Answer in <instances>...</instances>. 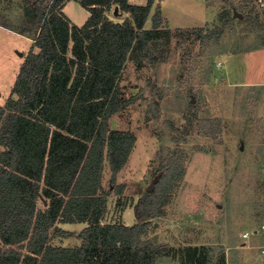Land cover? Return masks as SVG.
<instances>
[{"label": "trees", "instance_id": "1", "mask_svg": "<svg viewBox=\"0 0 264 264\" xmlns=\"http://www.w3.org/2000/svg\"><path fill=\"white\" fill-rule=\"evenodd\" d=\"M65 1L22 0L16 24L0 18V25L32 40L0 105V264H153L148 228L184 175L180 151L161 158L152 189L132 205L130 225L104 222L110 191L102 176L106 161L114 181L136 140L109 126L111 115L135 100L123 96V68L128 61H166L171 31L159 5L150 16L154 0H76L89 12L82 25L63 14ZM115 5L127 14L121 22L108 17ZM224 27L192 31L196 38L218 37ZM197 124L202 133L220 132L215 119ZM124 188L120 183L114 192ZM76 222L86 225L78 232L58 225ZM69 236L80 243H52ZM202 251L196 264H205ZM218 264H224L220 257Z\"/></svg>", "mask_w": 264, "mask_h": 264}, {"label": "rangeland", "instance_id": "2", "mask_svg": "<svg viewBox=\"0 0 264 264\" xmlns=\"http://www.w3.org/2000/svg\"><path fill=\"white\" fill-rule=\"evenodd\" d=\"M157 5L171 31L168 55L161 63L128 61L123 68V96L135 100L111 115L109 126L131 131L136 140L113 182L105 161L104 222H135L133 203L152 189L161 158L176 149L185 172L148 228L146 238L157 247L153 264H196L201 250L205 264H218L219 257L224 264H264V0H154L150 16ZM62 10L77 25L88 16L76 0L65 1ZM21 14L22 0H0V18L16 24ZM222 26L218 37L196 38L192 31ZM31 44L0 25V102ZM197 119L219 121L220 132L202 133ZM120 183L125 188L116 194ZM68 238L52 243H80Z\"/></svg>", "mask_w": 264, "mask_h": 264}, {"label": "crops", "instance_id": "3", "mask_svg": "<svg viewBox=\"0 0 264 264\" xmlns=\"http://www.w3.org/2000/svg\"><path fill=\"white\" fill-rule=\"evenodd\" d=\"M67 1V0H66ZM112 7H114V6H112ZM62 10V9H61ZM111 10V9H110ZM113 10V9H112ZM111 10V11H112ZM62 12H63V10H62ZM88 12V11H87ZM112 13V12H111ZM63 14H64V12H63ZM125 14V12H123V14L122 15H118V16H114L113 14V16L114 17H121V18H123L122 16H124V18L126 17V15H124ZM65 15V14H64ZM88 15H89V12H88ZM112 15H110V14H108V17L111 19V20H113V21H116V20H114L112 17ZM66 16V15H65ZM67 17V16H66ZM88 17V16H87ZM87 17H86V19H87ZM68 18V17H67ZM69 19V18H68ZM85 19V20H86ZM70 20V19H69ZM84 20V21H85ZM123 20V19H122ZM122 20H120L119 22H121ZM71 21V20H70ZM72 22V21H71ZM72 23H74V22H72ZM84 22H82L81 24H83ZM74 24H76V23H74ZM81 24H78V25H81ZM77 25V24H76ZM21 35V34H20ZM31 40V39H30ZM32 41V40H31ZM261 52H264V49H261ZM6 101V99L5 100H3L2 102H0V105H3L4 104V102ZM134 147V146H133ZM107 204H108V199H107ZM105 218H107V212H106V215H105ZM104 218V219H105ZM105 221V220H104ZM106 222H111V221H106ZM76 223H82V224H84V226L86 225V223H83V222H76ZM71 224H74V223H59L58 225H59V227H61V228H63V229H65V230H67V231H73V232H78L79 231V229L77 228V227H72V225ZM57 238H60V239H62V240H67V239H69L68 237H57ZM77 239V238H76ZM64 246H68V245H64ZM73 245H70V246H68V247H72Z\"/></svg>", "mask_w": 264, "mask_h": 264}, {"label": "water", "instance_id": "4", "mask_svg": "<svg viewBox=\"0 0 264 264\" xmlns=\"http://www.w3.org/2000/svg\"><path fill=\"white\" fill-rule=\"evenodd\" d=\"M112 14H113L114 16L122 15V14H123V11H122V10H119V7H118L117 5H115V6L113 7ZM241 148H242V147H241ZM147 190L149 191V190H150V187H148ZM43 201H44V203H46L45 200H43ZM142 239H144V236H142ZM154 249H155V251H156V250H157V247H155Z\"/></svg>", "mask_w": 264, "mask_h": 264}, {"label": "built area", "instance_id": "5", "mask_svg": "<svg viewBox=\"0 0 264 264\" xmlns=\"http://www.w3.org/2000/svg\"><path fill=\"white\" fill-rule=\"evenodd\" d=\"M263 228H264V225H263ZM243 236L244 237H247L248 236V233L247 232L246 233H243ZM261 253H262L263 257H264V248L261 249Z\"/></svg>", "mask_w": 264, "mask_h": 264}]
</instances>
